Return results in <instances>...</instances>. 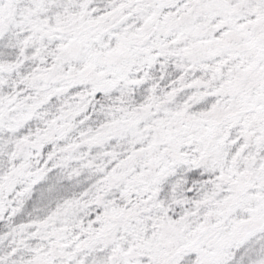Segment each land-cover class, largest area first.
Wrapping results in <instances>:
<instances>
[{
    "label": "snow or ice",
    "instance_id": "1",
    "mask_svg": "<svg viewBox=\"0 0 264 264\" xmlns=\"http://www.w3.org/2000/svg\"><path fill=\"white\" fill-rule=\"evenodd\" d=\"M0 264H264V0H0Z\"/></svg>",
    "mask_w": 264,
    "mask_h": 264
}]
</instances>
